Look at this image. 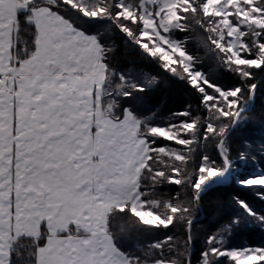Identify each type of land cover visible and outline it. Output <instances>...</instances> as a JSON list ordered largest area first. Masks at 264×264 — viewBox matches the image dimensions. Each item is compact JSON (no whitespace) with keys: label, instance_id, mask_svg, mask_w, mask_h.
I'll return each mask as SVG.
<instances>
[{"label":"snow or ice","instance_id":"6c2138e0","mask_svg":"<svg viewBox=\"0 0 264 264\" xmlns=\"http://www.w3.org/2000/svg\"><path fill=\"white\" fill-rule=\"evenodd\" d=\"M118 41L157 74L117 62ZM193 41L234 85L210 78ZM258 72L264 0H0V264H193L194 210L233 169ZM160 73L196 106L142 111ZM239 183L264 194V169ZM240 223L210 233L197 264H264V246L225 247ZM145 231L158 238L130 249Z\"/></svg>","mask_w":264,"mask_h":264},{"label":"trees","instance_id":"16d2710c","mask_svg":"<svg viewBox=\"0 0 264 264\" xmlns=\"http://www.w3.org/2000/svg\"><path fill=\"white\" fill-rule=\"evenodd\" d=\"M193 35H199L193 33ZM120 43V51L117 54V62L143 61L140 66L145 71L157 74L154 66L150 61L143 60L142 57L133 56V50L127 45ZM198 54L204 58V67L210 78L218 81L225 86H232L238 80V77L226 73L211 57V53H206L200 48L195 41L191 43ZM160 83L149 90L142 96L143 107L145 110L148 107L156 106L163 114L168 111L181 110L187 104L196 106V98L193 94L185 89L181 82H176L163 73L159 76ZM257 83V90L254 99L248 104V119L243 122L233 133L231 145V159L234 161L233 169L229 181L217 180L216 183L208 190L201 201V205L194 210V227L193 241L190 248L193 264H197L199 253L205 247V239L210 233H214L228 220L239 217L241 223L238 227H234L232 233L226 237L225 247L240 248V247H257L264 246V227H261L258 222L249 216L243 208L236 203L235 197L244 200L258 214L264 215V198L260 194L258 188L243 187L239 181L247 178L251 174H255L257 169H264V163H261L260 145L264 144V73H257L254 81ZM165 143L171 144L172 142ZM184 147V146H179ZM208 153L212 155L219 164L221 157L214 148L209 145ZM244 152L248 156L247 162H241L238 159V154ZM255 156V160L251 157ZM170 188H165V191H170ZM176 190H179L178 186ZM126 226V225H125ZM173 232L179 237L184 236L183 229L177 225ZM132 238L126 240V244L131 248L139 247L147 243L152 238H158L155 232H134ZM162 235V234H161ZM224 264H231L228 258H220Z\"/></svg>","mask_w":264,"mask_h":264},{"label":"rangeland","instance_id":"374dc122","mask_svg":"<svg viewBox=\"0 0 264 264\" xmlns=\"http://www.w3.org/2000/svg\"><path fill=\"white\" fill-rule=\"evenodd\" d=\"M230 176H231V171L226 177L221 178L220 181H229L230 180Z\"/></svg>","mask_w":264,"mask_h":264}]
</instances>
